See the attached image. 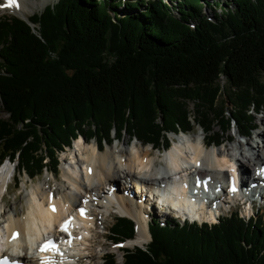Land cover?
<instances>
[{
	"label": "trees",
	"instance_id": "1",
	"mask_svg": "<svg viewBox=\"0 0 264 264\" xmlns=\"http://www.w3.org/2000/svg\"><path fill=\"white\" fill-rule=\"evenodd\" d=\"M173 3L57 0L28 18L0 12V163L17 161V186L49 164L57 172L59 154L89 123L102 127L88 135L103 145L119 124L117 137L129 131L167 149L170 133L195 125L220 144L181 99L213 107L222 88L239 92L232 101L243 109L232 120L241 135L256 129L246 111L264 100V0H213L225 6L213 17L201 0ZM148 225L151 240L124 248L121 264H264V216L233 211L213 224L154 217ZM136 232L122 216L110 238ZM104 264L119 263L107 253Z\"/></svg>",
	"mask_w": 264,
	"mask_h": 264
},
{
	"label": "bare ground",
	"instance_id": "2",
	"mask_svg": "<svg viewBox=\"0 0 264 264\" xmlns=\"http://www.w3.org/2000/svg\"><path fill=\"white\" fill-rule=\"evenodd\" d=\"M28 2V0H18V7H6L21 10V7L27 6ZM257 134L261 136V133L257 132ZM206 142L202 133L185 134L180 136L178 141L174 140L173 147L166 149L165 154L158 157L152 154L150 148L136 142L132 147L111 146L108 143V148L102 150L100 143L78 141L71 149L70 162L66 161L67 165L63 167L64 180L55 188L51 187L49 179L44 183L37 182L32 188L27 201V213L22 219L15 207H12L10 211L2 210L6 206L3 187L8 186L13 174L10 164L2 163L0 165V214L4 212L1 217L5 218L6 226L0 219V240L4 241L1 245L8 249L18 248L19 252L21 249L26 251L30 241L32 255L26 253L25 257L35 259L36 256H44L43 259L47 261L50 256L48 252L40 251L39 245L47 235L52 233L59 239H73L74 245L70 249L69 261L71 259L75 264H84L87 260L90 261L88 264H100L97 250L101 245L96 246L93 243L99 237L97 227L106 228L103 219L112 209L120 214L135 217L138 222V237L147 238L149 232L145 226L147 213L144 208H148L146 198L150 199L151 195L136 196L132 192L127 195L125 192L127 189L132 191L131 184L137 187V192L139 188H144L135 180L145 181V184L150 186V190L159 187V194H161L159 203L162 205L170 203L178 207L181 214L194 213L200 219H214L212 211L207 210L202 185L207 182L209 192H214V189L220 185L223 188L226 185L230 186L231 181L236 177L237 163L244 168L248 165L243 162V152L239 146L234 149L236 154L240 152V156L236 158V154L233 155L234 153L231 152V147L211 148L206 146ZM246 145L249 150H252L249 164L254 165L255 169L249 171L246 167L245 170L256 180V177L259 178L264 174V170H260L264 166V138L262 145L250 144L249 146L248 142ZM157 161L162 163L161 166H156ZM121 180H123L124 188L118 186ZM170 183L172 185L169 189L166 186ZM161 185H165V188L160 189ZM227 189L230 187H227L225 191ZM80 209L85 210L83 214ZM67 218L70 219L71 224L65 231L60 226ZM13 234H17L15 238ZM138 241L139 239L135 237L130 242H125L132 245ZM120 246L121 244L118 245Z\"/></svg>",
	"mask_w": 264,
	"mask_h": 264
},
{
	"label": "rangeland",
	"instance_id": "3",
	"mask_svg": "<svg viewBox=\"0 0 264 264\" xmlns=\"http://www.w3.org/2000/svg\"><path fill=\"white\" fill-rule=\"evenodd\" d=\"M2 2H0V5H5V1L1 0ZM29 2L27 3V6H22L21 10L20 9H9V8H5V6H0V12L2 14H10V15H18L20 17L23 18H28L30 16H32L34 13H38V12H42L45 8V6L48 3H53L56 2L57 0H28ZM171 1V4H174V7H176V3H173L175 0H169ZM213 0H201L202 4H203V13H206L207 15H209L210 17H213L215 14H220L223 9H225V6H217L216 4L212 3ZM206 2V3H205ZM233 6V5H232ZM23 10V11H22ZM223 84V82H222ZM223 86V85H222ZM228 87V86H227ZM239 94V92L233 91L229 88L227 89H223L221 90V95H219L218 97V102L217 105L213 106V107H209L206 105H202L201 103L198 104L195 101L192 100H185V99H181V107H183L185 110V112H189L193 115L197 114L199 115V117H201L202 119L205 120V122H207L210 125V128L212 130L211 134L213 135L212 137L215 139H219L220 140V144H209V140L211 139L209 136V133H206L205 131H203V129L199 126V125H195L193 130L185 133V132H181L179 134H175V133H170L168 135L169 137V145L170 148L173 147L174 145V140L178 141L180 136H183L185 134L187 135H192L195 133H202L204 136V139L206 142V146L209 147H216L218 149L224 148V147H231L232 150L231 152L234 153L233 155L236 154V152L234 151L236 146H239V149H241V152H243V162H245L248 166H246V169H249V171H252L253 169H255L254 165H250L249 164V158H250V154L252 153V150L250 151L248 149V146L246 145V142H248V145L250 146V144H260L262 145V139L264 138V100H260V109L259 110H253L252 108L249 109V111H246L247 113V122H250V125H254L256 126V129L253 131L252 136L249 135V137L247 136H243L241 135V133L239 132V125L236 124L233 120H232V115L234 113H238L240 109H243V107H239L236 105V103L234 101H232V96ZM177 100H175L176 102ZM240 113V112H239ZM245 112H241V114H244ZM0 116L3 118L7 117V114L5 112H3L2 110H0ZM194 117V116H193ZM166 121V119L163 117V119H161V123L160 124H164ZM243 125V124H241ZM121 126V124H119V127ZM245 125H243L244 127ZM118 125L115 126L113 133L110 137V139H112V141L109 142H105V144H101L100 146H102V150L108 148V145L110 144L111 146H115V145H119L120 147H132L133 143H139V144H144V147L150 148L152 151V154L154 156L160 157L163 156L165 154V152L167 151L165 148V146H155L153 143H149L147 142V140L142 141L136 137H132L127 131H124L123 134L120 137H117V129H119ZM239 128V129H238ZM83 129L85 130L86 135L83 136L81 135V139H79V141H84V142H97L100 143L98 141L97 138H90L89 137V133L90 131H98L100 129H102V127L99 126H95L94 124H87L83 127ZM258 133H261V136H257ZM143 137H154L152 136V134H149L148 132H142L141 134ZM178 138V139H177ZM150 139V138H149ZM78 141H75V144ZM165 140L162 139V143H164ZM109 143V144H108ZM73 145V144H72ZM75 145L71 146V147H67L66 150L64 152H61L59 154V162H60V167L58 169L57 172H51V170H47L43 175L37 176L35 178H30L27 174H24L21 176V184L19 186H15L14 185V180L15 176L18 177V163L17 161H12L10 162L12 169H13V174L11 177L10 182L8 183L7 186V192H6V185L3 187V193H4V197H5V207L2 209L4 211L5 210H9L12 207H15L17 210V213L19 214L20 218L22 219L25 214L27 213V201L28 198L31 195V191L34 185L38 183H44L46 182V180H50L51 181V187H57L58 183L62 182L63 179V167L67 163L70 162L71 160V149L72 147H74ZM241 147V148H240ZM169 148V149H170ZM238 148V147H236ZM168 149V150H169ZM239 154V152H237ZM246 154V155H245ZM247 157H245V156ZM249 156V157H248ZM7 160H5V162L3 164H7ZM162 163L160 162H156V166L158 167L159 165L161 166ZM51 165L49 164V168L52 169V167H50ZM241 167V171L244 173L247 172V170H245L244 166H240ZM15 171V172H14ZM243 177H241L242 179ZM244 179V178H243ZM245 181L246 186H249L251 183V180L249 181ZM125 182V180H124ZM123 180L119 181V187L120 188H124L122 186ZM264 185V182H263ZM48 186V185H47ZM132 187V191H129L128 189L125 191L126 194L128 195L129 193H133L136 196H139L137 190L135 189V187L133 186V184H131ZM264 187V186H263ZM261 192L264 194V191H261V189L259 188L258 192ZM229 192V191H228ZM230 193V192H229ZM144 196H148V195H144ZM143 201V200H142ZM149 201H151V198L148 199L146 198V202L148 203ZM226 203V202H225ZM156 207V206H155ZM144 210H147L149 213H147L146 215V219L148 221H150L152 218L154 217H158L160 220L163 221H167L168 219L171 220L172 216H169L168 214L165 213H160L156 208H150V205L148 204V208H144ZM231 210H229V207L226 206V208L222 211L223 214H227L229 213ZM247 208L245 207H241L239 209V213L243 216H245V214H247ZM254 211L256 214L260 215V216H264V204H257L256 207H254ZM4 213V212H2ZM1 213V214H2ZM0 214V217H1ZM119 217V215H105L104 217V222H105V227L103 228V226L97 227L98 230V234L99 237L96 238V242H94V245H98L100 244L101 246L98 247V252H99V263L100 264H104V258L102 255L103 254H107V253H113L116 255L117 261L119 264H121L123 262V249L124 248H134L135 246H145L150 240V233H147V238L146 239H140L136 233L137 239H139V241L135 244L132 245H128L127 243L130 242L131 240L126 241L124 244L123 243H114L112 242V240L110 239V228L112 227L115 219ZM133 217V216H131ZM171 217V218H170ZM135 218V217H134ZM2 221V224L4 226H6V221L4 217L0 218ZM136 219V218H135ZM146 220V223H147ZM137 221V220H136ZM100 223V222H99ZM137 226H138V222H137ZM146 228L148 229V226L145 225ZM149 232V229H148ZM101 234V235H100ZM121 244L120 247H118V245ZM123 244V245H122ZM86 259V258H85ZM90 261L85 260L84 264H88Z\"/></svg>",
	"mask_w": 264,
	"mask_h": 264
},
{
	"label": "snow or ice",
	"instance_id": "4",
	"mask_svg": "<svg viewBox=\"0 0 264 264\" xmlns=\"http://www.w3.org/2000/svg\"><path fill=\"white\" fill-rule=\"evenodd\" d=\"M0 6H16V7H18L19 5L17 3V0H6V4L5 5H0ZM233 190H235V189L233 188ZM53 210H55L54 206H53ZM80 211H81V214H83L85 210L84 209H80ZM68 224H69V222L66 221L65 225L61 226L62 230L67 231V225ZM16 235L17 234H13L14 238H15ZM69 236H71V233H69ZM46 249L58 250L56 244L53 241H47L45 243V245H43L42 248H41V250H46Z\"/></svg>",
	"mask_w": 264,
	"mask_h": 264
}]
</instances>
